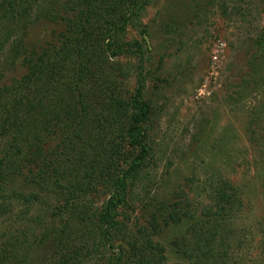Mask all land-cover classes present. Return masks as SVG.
<instances>
[{
  "label": "rangeland",
  "instance_id": "374dc122",
  "mask_svg": "<svg viewBox=\"0 0 264 264\" xmlns=\"http://www.w3.org/2000/svg\"><path fill=\"white\" fill-rule=\"evenodd\" d=\"M65 1L53 6L54 0H44L42 17L33 11L27 24L11 23L9 17L16 13L0 24L17 29L14 40L23 43L14 44L19 47L43 46L61 31L44 14L49 8L70 17L71 12H61ZM124 41H138L145 50L143 93L154 123L146 138L150 166L132 184L127 206L120 209L127 232L119 239L143 249L137 232L154 228L157 237L152 239L163 250V264L205 263L182 257L188 233L177 220L206 205L214 210L210 180L215 188L229 180L237 191L239 214L232 222L220 221L219 231L211 225L216 239L210 253L218 249V254L206 264H264V0H151ZM14 44L0 57V83L26 74L22 57L11 54ZM115 63L123 69L117 87L127 104L135 91L136 63L127 57ZM119 142V157L130 164L141 152L125 139ZM0 192V249L10 235L38 242L68 220L61 208L66 198L39 194L38 203L30 206L15 201L17 194L8 189ZM106 196L97 188L80 201L100 209ZM153 217L156 224L151 225ZM52 241L50 236L47 242ZM30 243L23 264H42L46 252L35 251L38 247ZM218 255L221 262L215 260Z\"/></svg>",
  "mask_w": 264,
  "mask_h": 264
},
{
  "label": "trees",
  "instance_id": "16d2710c",
  "mask_svg": "<svg viewBox=\"0 0 264 264\" xmlns=\"http://www.w3.org/2000/svg\"><path fill=\"white\" fill-rule=\"evenodd\" d=\"M150 1L67 0L61 12H71L70 17L49 8L44 14L61 31L40 47H19L14 44L23 43L14 40L17 29L0 24V57L14 44L11 54L22 57L26 69L21 79L0 83V191L8 189L17 194L15 201L30 206L38 203L39 194L66 198L61 208L68 216L38 242L6 237L0 264H23L29 256L27 242L38 247L35 251L46 252L42 264H163V250L152 239L157 229H140L135 237L143 241V249L136 250L134 242L123 241L127 229L119 213L151 161L146 138L154 122L143 93L145 50L138 41H124L128 27L140 21ZM59 3L54 0L52 5ZM44 8V0H0V20L16 13L10 22L27 24L33 11L42 17ZM124 57L136 63L135 91L127 104L117 87L123 69L115 63ZM120 139L141 152L130 164L119 157ZM212 180L208 190L214 210L206 205L177 220L188 233L182 257L190 262L206 264L216 257L218 249L210 253L216 239L211 225L217 224L219 231L220 221L232 222L239 214L232 182L222 180L215 188ZM97 188L107 195L100 209L81 203V197ZM27 189L39 194L24 193ZM50 236L52 244L47 242ZM215 260L221 262L220 255Z\"/></svg>",
  "mask_w": 264,
  "mask_h": 264
}]
</instances>
